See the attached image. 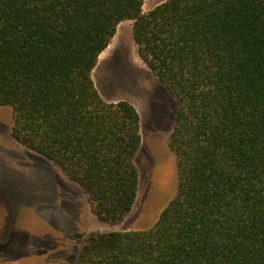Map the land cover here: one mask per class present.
I'll return each mask as SVG.
<instances>
[{"label":"trees","instance_id":"16d2710c","mask_svg":"<svg viewBox=\"0 0 264 264\" xmlns=\"http://www.w3.org/2000/svg\"><path fill=\"white\" fill-rule=\"evenodd\" d=\"M0 0V107L11 136L123 222L140 118L91 78L124 21L175 101L177 188L146 230L86 236L74 264H264V0Z\"/></svg>","mask_w":264,"mask_h":264},{"label":"rangeland","instance_id":"374dc122","mask_svg":"<svg viewBox=\"0 0 264 264\" xmlns=\"http://www.w3.org/2000/svg\"><path fill=\"white\" fill-rule=\"evenodd\" d=\"M166 0H144L147 13ZM133 22L118 24L91 78L106 102L127 101L140 118L136 200L118 224L99 221L80 187L61 170L11 136L12 111L0 107V179L11 187V211L0 222V264H74L87 235L146 230L177 188L175 157L168 148L175 101L136 54Z\"/></svg>","mask_w":264,"mask_h":264},{"label":"crops","instance_id":"0c3cea01","mask_svg":"<svg viewBox=\"0 0 264 264\" xmlns=\"http://www.w3.org/2000/svg\"><path fill=\"white\" fill-rule=\"evenodd\" d=\"M12 192L11 187L7 185L6 180L0 179V222L7 212L11 211Z\"/></svg>","mask_w":264,"mask_h":264}]
</instances>
